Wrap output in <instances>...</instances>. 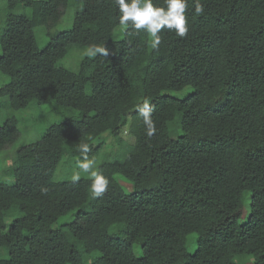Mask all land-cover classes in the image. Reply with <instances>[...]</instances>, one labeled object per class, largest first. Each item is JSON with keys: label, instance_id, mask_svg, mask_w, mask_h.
Returning <instances> with one entry per match:
<instances>
[{"label": "trees", "instance_id": "16d2710c", "mask_svg": "<svg viewBox=\"0 0 264 264\" xmlns=\"http://www.w3.org/2000/svg\"><path fill=\"white\" fill-rule=\"evenodd\" d=\"M198 2L199 15L188 0L186 35L163 30L156 49L119 24L114 0L0 7V108L76 112L18 147L19 117L0 125V151L15 147L13 181L0 182V264H264V0ZM68 12L70 25L56 29ZM91 45L109 55H85L75 71L60 63ZM145 99L151 137L137 112ZM124 127L134 142L100 153L105 133L124 142ZM81 143L90 159L102 154L109 187L99 197L87 175L54 179L63 157L81 158Z\"/></svg>", "mask_w": 264, "mask_h": 264}, {"label": "clouds", "instance_id": "9594fccd", "mask_svg": "<svg viewBox=\"0 0 264 264\" xmlns=\"http://www.w3.org/2000/svg\"><path fill=\"white\" fill-rule=\"evenodd\" d=\"M119 10V24L131 27L136 31L143 30L151 37V47L158 48L161 43L160 33L163 30L174 31L177 36L183 37L188 32V21L186 11L188 0H166V7L154 6L152 0H114ZM203 5L197 0L195 12L197 15L203 13ZM86 55L94 58L97 55L108 56L109 52L105 46L91 45L86 49ZM137 112L142 117L146 135L151 137L156 132V125L152 118V106L145 99L137 106ZM81 158L76 161L79 170L72 176L73 182L81 180V173L87 174L90 179V190L94 197L103 195L109 187L108 178L95 167V160L90 159L88 153L91 151L87 143L78 145Z\"/></svg>", "mask_w": 264, "mask_h": 264}, {"label": "rangeland", "instance_id": "374dc122", "mask_svg": "<svg viewBox=\"0 0 264 264\" xmlns=\"http://www.w3.org/2000/svg\"><path fill=\"white\" fill-rule=\"evenodd\" d=\"M6 0H0V7L5 6ZM19 8V7H18ZM17 12H25L28 14V9H17ZM70 12L64 17V21L59 23L56 29H64L70 25L69 21ZM54 30V29H53ZM35 39L37 45L42 48L47 41V37L45 35L44 27H36L34 29ZM86 55V48H79V47H70L67 55L60 61L62 65L65 67L75 71L78 67L79 60ZM6 77L0 76V85L4 83ZM3 98L2 100H4ZM5 101V100H4ZM14 114L19 117L18 128L21 130V135L16 143V147L22 146L28 142L37 140L42 132L45 131L46 127L53 122H57L62 120L71 114L76 115V112L70 111V113L65 112L62 108L56 107L53 102H49L46 104H42L39 106H31L30 108L26 109L25 111L22 110H10V108L1 107L0 108V125L4 121V119ZM124 142L117 146V143L113 141V138L105 133L103 135L102 140L103 145L100 149V153H104V156L111 158L112 156L116 157L115 153H119L125 147L121 148L122 146H126V144L130 145L134 142L132 135L129 134L127 131V127H124L122 134H121ZM126 143V144H125ZM122 145V146H121ZM119 147V148H118ZM14 146L10 149H4L0 151V182L4 183H11L13 181V177L10 174V170L13 167V163L11 158L13 156ZM97 153L92 159L95 160V167L97 168L98 164L103 160L102 154ZM122 154V153H121ZM121 154L118 155L121 157ZM117 156V157H118ZM76 158L66 156L63 157L58 164L55 173L54 179L55 180H72V176L75 172L79 171L76 168ZM87 174L81 173V177ZM117 182L121 185L125 192H130L131 187L128 182L124 179H120L115 177ZM243 221V219H241ZM10 220H7V224ZM194 234H190L187 236L190 239ZM189 252L194 250V245L188 246ZM242 255L235 256V261L237 262L238 258ZM84 261H88L86 257H82ZM245 260V259H244ZM246 260H252L250 256H247Z\"/></svg>", "mask_w": 264, "mask_h": 264}]
</instances>
